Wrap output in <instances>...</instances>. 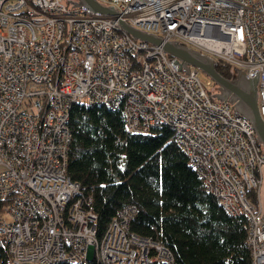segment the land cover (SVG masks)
Segmentation results:
<instances>
[{"label":"built area","instance_id":"obj_1","mask_svg":"<svg viewBox=\"0 0 264 264\" xmlns=\"http://www.w3.org/2000/svg\"><path fill=\"white\" fill-rule=\"evenodd\" d=\"M107 1L115 16L66 0H0V210L9 219L0 235L9 264H173L166 247L130 231L134 205L97 236L92 200L67 174L78 104L122 108L128 133L169 127L205 191L245 219L251 263L264 264V151L249 122L211 98L200 71L183 72L119 24L242 70L257 82L264 121V0Z\"/></svg>","mask_w":264,"mask_h":264},{"label":"trees","instance_id":"obj_2","mask_svg":"<svg viewBox=\"0 0 264 264\" xmlns=\"http://www.w3.org/2000/svg\"><path fill=\"white\" fill-rule=\"evenodd\" d=\"M215 68L225 78L236 70L218 60ZM69 128L67 174L92 200L98 237L121 208L134 205L130 231L166 247L173 264H252L245 219L229 216L205 191L169 127L128 133L122 108L78 104ZM246 198L256 206L254 191ZM0 264H9L3 239Z\"/></svg>","mask_w":264,"mask_h":264},{"label":"water","instance_id":"obj_3","mask_svg":"<svg viewBox=\"0 0 264 264\" xmlns=\"http://www.w3.org/2000/svg\"><path fill=\"white\" fill-rule=\"evenodd\" d=\"M72 8L86 7L101 15L115 16L117 12L104 6L98 0H66ZM121 28L133 39L159 47L166 55L176 59L180 69L187 73L195 68L210 80L214 92L211 98L230 105L232 111L246 119L254 131L256 141L264 151V121L258 111L257 82L246 78L242 70L236 69L230 78L216 71L215 60L203 53L180 44L177 41L164 40L161 37L136 30L121 21Z\"/></svg>","mask_w":264,"mask_h":264},{"label":"crops","instance_id":"obj_4","mask_svg":"<svg viewBox=\"0 0 264 264\" xmlns=\"http://www.w3.org/2000/svg\"><path fill=\"white\" fill-rule=\"evenodd\" d=\"M259 191L261 192V195H263L261 197L260 193L258 194V200H259L261 209L263 210L264 209V169L262 170V184H261V187H260V190ZM0 220H1V213H0ZM1 239H2V237L0 235V240Z\"/></svg>","mask_w":264,"mask_h":264},{"label":"rangeland","instance_id":"obj_5","mask_svg":"<svg viewBox=\"0 0 264 264\" xmlns=\"http://www.w3.org/2000/svg\"><path fill=\"white\" fill-rule=\"evenodd\" d=\"M101 4L106 5V6H110L109 2L107 0H99ZM201 78L204 79V77L201 75ZM260 195L261 192L259 191ZM263 195H261L262 197ZM264 210V209H263ZM1 213V212H0ZM1 219L2 220H9L8 216L6 214L1 213ZM88 261H95V259H89ZM96 262V261H95Z\"/></svg>","mask_w":264,"mask_h":264}]
</instances>
